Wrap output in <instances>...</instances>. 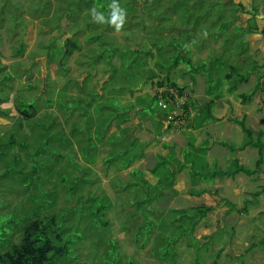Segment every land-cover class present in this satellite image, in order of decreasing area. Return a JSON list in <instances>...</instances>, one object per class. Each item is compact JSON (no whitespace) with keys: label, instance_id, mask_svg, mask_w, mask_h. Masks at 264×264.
<instances>
[{"label":"rangeland","instance_id":"rangeland-1","mask_svg":"<svg viewBox=\"0 0 264 264\" xmlns=\"http://www.w3.org/2000/svg\"><path fill=\"white\" fill-rule=\"evenodd\" d=\"M48 1L0 0V100L3 101L0 102V109L6 111L0 114V252L8 249L9 238L12 243L17 242L20 227L29 218L51 215L56 224L50 232H53L52 236H60L56 245L66 248L63 256L55 257L52 264H104L105 261L172 264L151 254L159 246L153 241L163 228L159 226V220L170 216L168 210L171 208H190L204 200L206 205L213 206L212 212L195 226L191 237L198 245L210 244L197 251L199 258L194 262V247L186 238L176 240L173 242L175 263L264 264V246H260L257 238H264L261 234L264 233V194L258 197L259 204L250 205V215L236 223L240 226L236 228L234 220L241 211L236 209L231 212L224 203H231L240 209L242 200L250 199L247 195L264 185L262 174L256 177L237 175L224 185V178L193 179L189 170L184 169L188 181H184V185L175 184L176 193L168 190L167 195L157 197L152 203L160 213L152 217L153 232L144 247L140 248L133 242L132 235L142 218L134 217L128 224L126 221L129 212L134 210L133 191H141L138 187L125 186L131 183L129 181L144 178L152 186L157 177L143 171L142 166L139 168L135 162L125 170H116L114 164L106 166L102 163L109 152L105 141L95 144L96 150L92 149L96 141L94 127L103 129V124L99 125L104 122L101 115L110 116L117 108L116 114L125 119L123 111L127 113L131 106L130 119L126 120L129 124L124 122L120 128H127L128 136L139 141L145 139L148 143L143 150L149 156L144 163L146 169L153 166L151 161H157L154 153L164 155L167 152L158 147L162 135L157 137V143L151 142L152 133L154 131L155 134L158 127L148 120L150 117L146 108L150 101L148 94L153 95L156 90L151 85L154 79L146 83L145 78L148 73L167 74V65L176 56L183 58L184 63L180 62L182 66L179 64V69L172 73V69L169 71V80L180 84L176 78L180 68L185 76L183 79L188 82L195 73H204L202 77L206 80L210 99L215 94L219 98L224 94L222 115L225 119L235 116L240 100L233 96L250 94L256 89L253 75L257 80L264 75V0H232L231 5L225 0H89V8L81 0ZM250 18L248 30L238 27L241 22L245 26ZM252 22L255 23V30ZM250 29L255 34L251 38ZM86 37L93 40L87 41ZM66 38L80 44V49L72 50L68 56L60 55L59 49L57 51ZM20 40L24 48L18 57L13 53L17 51ZM49 46L52 47L46 49ZM246 46V52L241 54ZM113 48L117 49L116 54H119L123 66H120L116 55L111 59L114 68L103 62ZM97 49L99 54L104 52V57L91 66L88 63ZM40 60L43 61L42 66ZM257 63L263 64L258 69L260 74L257 73ZM231 70L229 80L225 79ZM238 73L249 81L238 84L234 93L227 94L224 88L236 85ZM201 88L199 85L198 90ZM170 90L178 102L171 112L177 116L182 104L179 101L184 98L180 99L174 90ZM93 92L97 96L92 98ZM254 98L261 101L259 93ZM90 100H94L93 103ZM20 101L33 105V118L20 119L14 108V104L18 105ZM135 102L138 108L140 103H144L142 117L135 114L137 110L132 106ZM150 109L155 113L159 110L156 104ZM201 109L207 112L205 107ZM80 111L85 112L81 117L78 115ZM260 114L257 113V116ZM242 116L243 113L237 119ZM259 118L263 131L259 141L264 148V117ZM249 119L254 127H258L255 119ZM17 123L20 125L15 126ZM212 123L211 119L207 122L208 125ZM251 123L246 121V127L252 131V142L257 139V133ZM149 124L154 129L145 127ZM185 124L184 118L169 123L176 129ZM223 126L219 125L220 133H215L211 139L228 147H238L244 140L238 127L232 124L228 131H223ZM111 134L120 136L113 124L107 128L103 140ZM88 141L92 150L85 158L79 149H86ZM171 141L175 150L183 144L177 136ZM186 141L193 144V135L188 134ZM209 146L220 154V161L216 160L215 154L208 156L204 151H192L190 146L181 150L183 155L186 154L184 158L194 161L196 171L204 177L214 170L226 169L235 158L241 160L244 167L252 168L257 158L254 148L229 150L212 143L205 136L199 140L198 147ZM171 155L167 154L166 159L172 166L176 161ZM137 168L138 176L131 177L129 171ZM259 168L264 171V161ZM33 169L39 172V177L32 175ZM157 172H165L164 167H159ZM253 177L259 180L253 182ZM218 185L221 186L219 195L216 191ZM203 188L210 191L214 200L210 202L206 197L197 199L187 196L190 189ZM164 201L167 202L162 203ZM99 207L107 208L103 215L95 213ZM132 213L138 214L137 211ZM233 213L237 214L232 216ZM104 221L107 225H102ZM259 221L263 225L260 226ZM125 225L128 230L122 229ZM110 243L115 246L116 254L110 253Z\"/></svg>","mask_w":264,"mask_h":264},{"label":"trees","instance_id":"trees-1","mask_svg":"<svg viewBox=\"0 0 264 264\" xmlns=\"http://www.w3.org/2000/svg\"><path fill=\"white\" fill-rule=\"evenodd\" d=\"M48 0H45V2ZM83 2V4H87L88 6H86L87 8H89L90 3L89 0H81ZM49 3V1H48ZM227 4L232 3V0H228V2H225ZM47 4V3H45ZM77 4V3H76ZM238 6V5H237ZM252 26V25H251ZM254 27V26H253ZM87 41H92L93 39L90 37H86ZM52 46L47 47L51 48ZM56 47V46H55ZM104 47V46H103ZM23 48L24 45L23 43L18 42L17 45V51H15L13 54L15 56L20 57L22 55L23 52ZM80 49V44L78 42H76L75 40L73 41V39L71 38H66L64 39L62 45L59 46V48H57V51L59 49L60 51V55H64V56H68L70 55L72 50H77ZM97 49L96 51H94V53H96L94 55L93 58H91L90 62L88 63L91 66H94V64L96 62H98L100 59H102L103 53H98ZM117 53V49L113 48L111 51L108 52V54L106 55V59H104V63L106 64V66H110L112 68H114V65L111 63V59L113 56H117L118 60L120 62V66L122 65L121 62V58L119 56V54ZM145 57V56H144ZM66 58V57H64ZM46 61H49L48 57H45ZM183 61V58H181L180 56H176L174 59H172L168 65H167V74H169V71L171 69H175L177 68V65L180 64V62ZM190 63V61H188ZM184 63V62H182ZM210 65L212 64V62H209ZM61 66V65H59ZM143 66V65H142ZM111 68V69H112ZM62 69L63 66H62ZM115 70V69H113ZM194 71V70H193ZM195 72V71H194ZM180 73L182 74V70H180ZM167 74H162L158 72V75L153 73V75L151 73H148L147 78H145L146 83L148 81H151L153 78H156L154 80V82L151 84L154 87V90L157 89H161L159 93L154 92L153 95L148 94L149 97V102L147 104V115L154 120V116L155 114H159L162 119H167L168 123H171L172 121L175 120H179V119H186L187 120V116H188V106H189V101L188 99H186V102H183L180 106V108L177 110L178 111V115H172L170 112L171 110H173V94L170 92L172 90H174V93L176 94V96L181 97L183 95V91L182 88L179 87L178 85H176L174 82H168V75ZM204 73L200 72V75L203 76ZM206 74V73H205ZM232 75V70L230 71V74L225 75V79L229 80L230 76ZM207 76H210L209 74H207ZM165 78V79H163ZM245 76H242L240 74H238V80L237 81H241V80H245ZM167 81L166 84H163ZM246 81V80H245ZM145 83V85H146ZM170 88V89H169ZM234 85L230 84L229 87H227V91H233L234 90ZM130 93H132V90H128ZM117 93H119L117 91ZM91 97H95L97 96V94L91 93ZM187 97V96H186ZM241 99V102L245 103L250 99V94L248 95H244V94H239L238 96ZM219 98L218 94L213 95L214 100H217ZM92 101L94 100H90V103H93ZM159 101H162L161 104H164V108L162 109L161 106L158 104ZM0 102H3L0 100ZM116 104V102L114 103ZM156 104V107L159 108L158 111L153 112L151 111L150 107L151 105ZM211 102H208L207 104H205L206 111L209 110L210 106H211ZM144 105L140 103V107L138 108L136 106V102L132 105L133 108H138L137 111L135 112V114H137L138 116L142 117V113L144 111V109L142 108V106ZM169 106L171 107L169 109ZM14 108L17 111L18 116L20 117V119L22 120H27L30 118H33L35 115V108L33 107L32 104H26L23 101H20L18 103V105L14 104ZM78 108V106H77ZM129 111L126 113L123 111V118L126 116L125 119H122L120 115H117V108L114 109L115 111L110 114V116H104L101 115L102 119H104V122H100L99 125L101 126L103 124V129L102 130H98L94 127L93 130V134L94 137L96 138V143L94 142V144H92V149L96 150L95 144L97 143H102V141H105V143L108 144L109 146V152L107 155V158H105L104 160H102V163H104L106 166L107 165H112L114 164L116 167V170H124L129 168L132 163L137 160L140 159V157L143 155V150L145 148V144L144 142H140L139 140L128 136V129L127 128H120L124 122H126V120L130 119V114L129 112L131 111V106L128 107ZM80 110V109H79ZM133 110V109H132ZM6 111L0 109V114H4ZM132 112V111H131ZM170 113V114H169ZM85 114V112L80 111V113H78V115L81 117V115ZM144 115V114H143ZM203 118V115L201 114L200 118H197V122H200V120ZM194 122H196V120H194ZM233 123H235L237 126L240 127L241 131L246 134V136H249V132L247 130H245L243 128V124L242 121H237L234 120ZM113 124L116 127V130L120 133L119 137L114 136L113 134H111V136H107L105 137V139L103 140V136L107 130V128ZM156 124L158 127H160L162 125L161 120L156 121ZM20 125V123H17L15 126ZM99 126V127H100ZM186 126V125H185ZM188 126V125H187ZM193 128H195V125L192 126ZM169 128V124L167 126L166 129ZM88 129V127L86 128ZM91 129V128H90ZM159 129V128H158ZM157 129L156 133H159ZM165 129V130H166ZM164 130V131H165ZM14 139L12 138V141ZM15 142V140H14ZM13 142V143H14ZM13 143L11 144L13 146ZM90 142L88 141V143L86 144V149H79V151L81 152V154L83 155V157L87 158V154L90 153ZM260 146V145H257ZM24 147V146H22ZM119 147H122L121 150H118ZM225 147V146H223ZM25 148V147H24ZM136 149V150H135ZM259 159L255 162V169L253 170H249L248 168H245L243 166H240L237 164V160H232L231 165L228 169H226L225 171H214L213 173H211L210 176H205L204 175H200L196 172L193 171V173H191V177H193L194 175L199 176V178L201 179H205V178H211L213 179L214 176L218 175V176H223L226 178H232L237 174H244L246 176H250V175H254L256 174V170L258 169V165L261 161V156L259 155ZM86 162H89V159L85 160ZM176 164L178 165L176 170H172L169 168V165H167L164 162V157H157V162L153 165V167L151 168V170H149V173L151 175L157 176V181L155 182L154 185H149L148 182L144 179L142 180H132L129 181L131 182L130 184H126V187H138L140 188V191H133L134 194V199L135 201L132 202V205L134 207V211H137L138 214L136 213H132L129 212L130 216L129 219L126 221V223L128 224V222H131V220L134 217H141L142 221L139 224V226L136 228V230L133 233V242L137 243L138 246L140 248L144 247V245L148 242L149 237L151 235V233L153 232V222H152V217H155L156 214H159L160 212L158 210H155V208L152 206V203L155 202V200L157 199V197L163 196L165 195V193L169 190H172V183H173V177L174 175L184 166L182 165V163H179V161L175 158ZM189 165H191V171H192V163L189 162ZM159 167H164V171L162 173H158V168ZM33 174L35 175L39 174V172H37V170L33 169ZM30 173V172H29ZM131 177L136 178L138 175V171H136L135 169L130 170L129 171ZM24 174H27V172H24ZM140 176V174H139ZM1 177V176H0ZM39 177V176H38ZM124 188V189H125ZM264 191V185L262 187H260V189L256 192H253L250 194L251 196V200L250 199H244L243 200V207L240 209L245 210L247 205H251L255 203V198H257L259 195H261V193H263ZM172 192H174L172 190ZM203 192V189L201 190H197V191H192L190 192L192 195H200ZM144 196V198H138V196ZM226 204V206L229 208V210L234 211L237 208L235 207V205L231 204V203H227L224 202ZM70 210H73L72 206L69 207ZM109 208V206H108ZM107 210V208H103V207H99L97 208L96 212L99 215H103V212H105ZM211 208L210 207H194V208H190V209H184V208H179V209H174L171 208L168 210V213L170 214V216H166L163 217L161 219L160 225L161 226V230L160 232L155 236V238L153 239V241H155V244H158L159 246L155 249H153L151 251L152 255H155L158 259L160 260H164V261H169L168 263H172V264H176L175 263V253H176V249L173 248L174 244L173 242H175L178 239L181 238H186V240H188V243H190L191 246L194 247V252H195V257H194V262L198 261L199 258V253L197 252L199 249L203 248V247H208L210 242H206L202 245H198V242L196 240H194L191 235L192 232L195 228V226L204 219L205 214L210 211ZM238 210V209H237ZM128 214V215H129ZM151 218V219H150ZM167 220V222H166ZM56 224V220L54 219L53 216L51 215H47L44 216V218H38L37 216H35L33 219L29 218L23 226H17L20 227V235H19V239L17 240L16 243H12V241L9 238L10 241V245L8 247V249L6 250H2V252H0V264H52L53 259L55 257H61L63 256V254L65 253V246H59L56 245L57 242L60 241V236L59 235H54L52 236L53 232H50V230L52 228L55 227ZM107 225V221H104L102 225ZM14 227L13 229L17 228ZM123 230H128V227L125 225L122 228ZM11 235V234H10ZM10 237V236H9ZM211 238V237H210ZM264 243V238L260 241V244ZM195 245V246H194ZM111 246V252L110 253H115L114 250V245L110 243ZM247 250V249H246ZM109 254V252L107 253ZM118 264L117 261L113 262V263H109L107 261H105L104 264ZM120 264V263H119ZM126 264H132L131 261H128Z\"/></svg>","mask_w":264,"mask_h":264},{"label":"crops","instance_id":"crops-1","mask_svg":"<svg viewBox=\"0 0 264 264\" xmlns=\"http://www.w3.org/2000/svg\"><path fill=\"white\" fill-rule=\"evenodd\" d=\"M225 2H228V0H225ZM252 20V18H250V19H247L246 20V22H245V26H242L241 24H242V22L241 23H239V24H237L238 25V27H240V28H242V29H249L250 28V25H249V22ZM252 26H255V23L254 22H252ZM256 29V27H254V29L253 30H255ZM253 30H251L250 29V34H251V36H250V38L251 37H253L255 34H253L252 33V31ZM246 44H247V42H246ZM247 47L248 46H246L242 51H241V54L242 53H245L246 52V49H247ZM252 53V52H251ZM250 57V56H249ZM241 58H242V55H240V57H239V60H241ZM251 58V57H250ZM262 65L263 64H258L257 63V71H258V69L259 68H262ZM179 66H182V64H180ZM179 66L177 65V68H175V69H179ZM175 69H172L171 70V73L173 72V71H175ZM180 70H182V68H180ZM180 73V71L178 72V74ZM257 73H259L260 74V72L258 71ZM198 73H195V75H194V78H192L191 79V81H186V80H184L183 78L185 77L184 76V73H180L176 78H177V80L179 81V87H181L182 88V91H183V93L184 94H186L187 95V99H188V101H189V106H188V116H187V120L186 119H184V121H186V126L184 125L181 129H176L175 127H172V126H170L169 125V128L168 129H166L167 128V126H168V121H167V119H162V117L159 115V114H155V116L153 117L154 118V120H152L151 118L150 119H148L149 121H153V122H155L156 123V121H159V120H161V122H162V125L160 126V127H158L159 129H158V132L159 133H156L155 132V134H154V131H153V136H152V138H151V142H153L154 144L155 143H157V140H158V138L157 137H159L160 135H162L163 137H162V141H161V143L160 144H158V147L159 148H163V149H165V150H167V152H165L164 153V155H161V154H157V153H154V158H157L158 156H160V157H164V162L167 164V165H169V168L170 169H172V170H176L177 169V167H178V165L177 164H173L172 166L169 164V161L166 159V155L167 154H172L171 156H173L174 158H176L178 161H179V163H182V165L184 166L183 168H181L175 175H174V177H173V183H172V190L174 191V193H176V190L174 189V185L175 184H181V185H184V181H188V179H187V177L184 175V169H188L189 170V175H190V177H191V173H193V171L194 172H196V173H198V174H201V173H199V172H197L196 171V164H195V162L194 161H192V160H189V161H187L185 158H184V155H186L185 153H184V155L182 154V149H185V147H188V146H190V147H192V151H196V150H200V151H204V154H208V156H212V155H214L215 154V158H216V160L217 161H220L221 160V157H220V154H216L215 152H214V150H213V148H212V146H209V147H206V148H201V147H198V144H199V140L200 139H202L204 136H205V138H208L212 143H217L218 145H220L221 147H223V146H225V147H223V148H227V149H229V150H236V151H242L243 149H246L247 147H250V148H254L255 150H256V160L254 161V163H253V166H252V168H248L249 170H253V169H255V162L260 158L259 157V155L261 156V161H260V163H259V165H258V169L256 170V174H254V176L256 177V175L257 174H262L263 176H264V171L262 172V170H260V165H261V163L264 161V153H263V151H264V148H263V146H262V143L259 141V137L262 135V130H261V120H260V116H263L264 117V75L263 76H260V79H256V75H253L254 77H253V79H255V88L256 89H254V91H252L251 93H250V99L247 101V102H245V103H243V102H241V99L238 97L239 96V94L237 95V96H233V98H238L240 101H239V108H235L236 109V115L235 116H233V115H230V116H228V117H226V119H225V116L224 115H222L223 113H224V111H222V106H221V100L223 99V97H225V95L223 94L220 98H218L217 100H214V99H210V95L207 93V87H206V80L204 79V77H202L201 75H197ZM239 74V73H238ZM238 74L236 75L237 77H238ZM169 78H171V77H168V79H167V81L168 82H174L175 84H176V82L174 81V80H169ZM179 78H182V79H180L179 80ZM154 80L156 79V78H153ZM252 79V80H253ZM246 80V81H245ZM245 80H241V81H238L237 83H236V85L234 86L235 88H236V86L238 85V84H241V83H247L249 80L248 79H245ZM167 81L165 82V83H163V84H166L167 83ZM154 82V81H153ZM153 82H151V83H153ZM186 82V83H185ZM262 84H263V87H262ZM177 85V84H176ZM199 85H201L203 88H201V89H199L198 90V87H199ZM235 88H234V90L233 91H227L226 89H227V87H225L224 88V91L227 93V94H232V93H234L236 90H235ZM258 93H259V96H260V99H261V101L260 102H258L257 101V99L258 98H254L255 96L257 97L258 96ZM241 94H243V93H241ZM249 94V93H248ZM248 94H244V95H248ZM208 102H211L212 104H211V106H210V108H209V110L207 111V112H202V107L203 106H205V104H207ZM199 107V108H198ZM134 109H138V108H134ZM172 111V110H171ZM221 111H222V113H221ZM190 112H191V114H190ZM211 113V115H210V113ZM261 112V114L259 115V116H257V113H260ZM243 113V116L238 120L237 119V116L238 115H240V114H242ZM201 114L203 115V118L200 120V122H197V118H200L201 117ZM132 117V116H131ZM249 118H251V119H255V121L257 122V126L258 127H254V125L251 123V121H250V119ZM147 119V118H146ZM209 119H211L212 121H213V123H212V125H208L207 124V122H208V120ZM194 120H196V122H194ZM234 120H237V121H242V124H243V128L245 129V130H247L248 132H249V136L247 137L246 136V134H244L242 131H241V129H240V127L239 126H237L235 123H233V121ZM131 121V120H130ZM246 121L248 122V124L249 123H251V125L254 127V131L257 133V139L256 140H253L252 142L250 141V136H251V133H252V131H251V129L250 128H248V127H246ZM264 122V121H263ZM129 124V122H126L125 123V125H128ZM139 124V123H138ZM151 124V123H150ZM149 124V126H145L146 128H148V129H154V127L153 126H151ZM183 124V123H182ZM220 124H223L224 126H223V128H224V130L223 131H228L229 130V126L231 125L232 126V124L233 125H235V126H237L238 127V129H239V131L242 133V135L244 136V140L241 142V144L238 146V147H236V148H233V147H228V146H226L225 144H223V143H218V142H214V139H211V137L215 134V133H220L219 132V130H220V128H219V125ZM157 125V124H156ZM188 125V126H187ZM193 125H195V128H193L192 126ZM208 127H211V129H207ZM223 128H221V129H223ZM259 128V130H257ZM148 129H146V132H148ZM166 129V130H165ZM165 130V131H164ZM144 134H145V131H144ZM188 134H191V135H193V138H194V143L193 144H190V143H188L187 141H186V139H187V137H188ZM182 135V136H181ZM184 135H186V137H184ZM177 136V139H179V140H182V142H183V144H181L180 146H177L178 148V150L176 149L175 150V148H174V142L173 141H171L174 137H176ZM141 142H144V144H145V147L147 148V145H148V143L147 142H145V139H143V140H140ZM167 141V142H166ZM168 141H169V143H168ZM150 144V143H149ZM257 145H260V146H257ZM167 146V147H166ZM195 146V147H194ZM155 147V146H154ZM188 153H190L189 151H187ZM144 154V156L142 155L141 157H140V159H137V160H135L134 162L135 163H138V166H139V168L142 166V168H143V171H145V172H149V170H151V168L153 167V166H150V167H148L147 169H146V167L144 166V163H145V161H146V159H147V157H149V156H146L147 154H145V152L143 153ZM182 156V157H181ZM153 157H152V160H153ZM183 158V159H182ZM233 160H237V164L238 165H240V166H243L242 165V163H241V160H239L238 158H235V159H233ZM153 161H155V160H153ZM153 161H151L150 163H152V165H154L155 163L153 162ZM133 162V163H134ZM189 162H191L193 165H192V171H191V165H189L188 163ZM231 162H232V160H231ZM231 162H230V164H229V166L226 168V169H228L229 167H230V165H231ZM132 163V164H133ZM174 163V162H173ZM132 166V165H131ZM130 166V167H131ZM244 167V166H243ZM139 168H137V169H135V170H139ZM246 168V167H245ZM128 169V168H127ZM226 169H222V170H217V171H225ZM125 170V169H124ZM131 170H133V169H131ZM215 171V170H214ZM213 171V172H214ZM191 172V173H190ZM213 172H211V173H213ZM211 173H208V175H207V177L208 176H210L211 175ZM198 174L197 175H194L193 177H191V178H199V176H198ZM150 175V174H149ZM237 175H243V176H245V177H247L246 175H244V174H237ZM237 175H235L234 177H236ZM152 176H154V175H152ZM253 175H250V176H248V177H252ZM157 177V176H156ZM216 177H218V178H224V185L227 183L226 181H231V180H233L234 179V177H232V178H226V177H223V176H218V175H216V176H214L213 177V179H216ZM255 177H253V178H251V180L253 181V182H256L257 180H259V179H256ZM158 179V178H157ZM144 180H146V178H144ZM250 180V181H251ZM197 184V183H196ZM263 184H264V182H263ZM189 186H191V185H189ZM260 187H262V186H260ZM260 187H258L259 189H260ZM259 189H257L256 191H258ZM192 191H197L196 189L195 190H193V189H190L188 192H187V196L189 197V198H199V197H206V198H208V200L211 202L212 200H214L213 198H214V196H210L211 194H210V191L207 189H205V188H203V192L200 194V195H192L190 192H192ZM216 191L218 192V194L217 195H219L220 194V191H221V186L220 185H218V186H216ZM216 191H215V193H216ZM256 191H254V192H256ZM206 192H207V194H206ZM250 194L251 193H249L247 196H249L250 197V200L252 199L251 198V196H250ZM264 194V191H263V193H261V195H263ZM165 195H167V193H165ZM244 195H245V193H244ZM261 195H259L258 197L260 198V196ZM213 197V198H212ZM257 197V198H258ZM257 198H255V203L254 204H251L252 206H255V205H257V204H259L260 202H259V198L257 199ZM221 199H222V197H221ZM245 199H248V198H245ZM244 200V199H243ZM243 200H242V207H243ZM232 201V200H231ZM156 202V201H155ZM167 201H164V202H162V203H166ZM206 203V201H204V200H202V203L200 202V203H197V204H195V206L194 207H200V206H203V207H210L211 208V210L210 211H208L206 214H205V220H206V217L208 216V214L210 213V212H212V208H213V206H210V205H206L205 204ZM154 207V206H153ZM194 207H191L190 206V208H194ZM241 207V208H242ZM190 208H185V209H190ZM237 208V207H236ZM239 208V207H238ZM237 208V209H238ZM240 208V209H241ZM249 208H250V204L249 205H247L246 206V208H245V210H240V209H238L239 211H241L240 212V214H237V213H235V214H237V218H235V228H236V226H238L236 223H238V222H241V220L242 221H244L245 220V218L247 217V216H249L250 215V212H249ZM160 209V208H159ZM231 211V210H230ZM232 212V211H231ZM234 213L232 214V216L233 215H235ZM232 219V218H231ZM250 220H253V219H250ZM233 221V220H232ZM253 221H256V220H253ZM257 223H261L260 221L259 222H257ZM245 225H247V224H245ZM257 225V227H258V224H256ZM261 225H263V224H260V226ZM259 226V227H260ZM238 227H240V226H238ZM258 229V228H257ZM261 234H264V233H261ZM234 235H235V230H234ZM204 237V236H203ZM235 238H237V236L235 235ZM257 238H259V241H261L263 238L261 237L260 238V236H258ZM233 239V238H232ZM248 242V241H247ZM253 244V243H252ZM247 246V244L246 245H243V247H246ZM258 246H259V244H258ZM260 246H264V243L263 244H261ZM259 246V247H260ZM243 249V248H242ZM247 249V248H246ZM248 255V254H247Z\"/></svg>","mask_w":264,"mask_h":264},{"label":"clouds","instance_id":"clouds-1","mask_svg":"<svg viewBox=\"0 0 264 264\" xmlns=\"http://www.w3.org/2000/svg\"><path fill=\"white\" fill-rule=\"evenodd\" d=\"M156 92L158 93V92H159V89H157ZM170 92H171V91H170ZM171 93H172V92H171ZM172 94H173V93H172ZM186 96H187V95L183 93V95H182L181 97H179V98H180V99H183V98H184V100H183V101H179V102H180V103L186 102V99H187ZM161 102H162V101H159L158 104L161 103ZM175 103L177 104L178 102L174 99V100H173V105H174L173 109H175L176 106H177V105H175ZM161 108H162V107H161ZM162 109H165V108H162ZM171 114H172V112H171ZM180 122H181V121H180Z\"/></svg>","mask_w":264,"mask_h":264},{"label":"built area","instance_id":"built-area-1","mask_svg":"<svg viewBox=\"0 0 264 264\" xmlns=\"http://www.w3.org/2000/svg\"><path fill=\"white\" fill-rule=\"evenodd\" d=\"M160 92V91H159ZM158 92V93H159ZM159 105L162 107V108H164V104H161V103H159ZM175 105H177L176 103H175Z\"/></svg>","mask_w":264,"mask_h":264},{"label":"water","instance_id":"water-1","mask_svg":"<svg viewBox=\"0 0 264 264\" xmlns=\"http://www.w3.org/2000/svg\"><path fill=\"white\" fill-rule=\"evenodd\" d=\"M40 63H41V66L43 65V61L42 60H40Z\"/></svg>","mask_w":264,"mask_h":264}]
</instances>
